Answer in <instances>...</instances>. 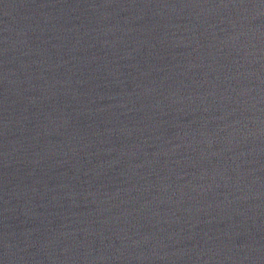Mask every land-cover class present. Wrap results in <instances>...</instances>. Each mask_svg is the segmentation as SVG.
Returning a JSON list of instances; mask_svg holds the SVG:
<instances>
[{
    "label": "water",
    "instance_id": "1",
    "mask_svg": "<svg viewBox=\"0 0 264 264\" xmlns=\"http://www.w3.org/2000/svg\"><path fill=\"white\" fill-rule=\"evenodd\" d=\"M0 264H264V0H0Z\"/></svg>",
    "mask_w": 264,
    "mask_h": 264
}]
</instances>
